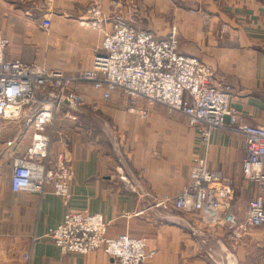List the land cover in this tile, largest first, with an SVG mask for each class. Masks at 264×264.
Segmentation results:
<instances>
[{
    "label": "crops",
    "instance_id": "crops-1",
    "mask_svg": "<svg viewBox=\"0 0 264 264\" xmlns=\"http://www.w3.org/2000/svg\"><path fill=\"white\" fill-rule=\"evenodd\" d=\"M91 1L0 0L5 57L67 73L88 68L102 38L98 29L81 23ZM134 2L136 26L159 37L176 27L179 51L211 67L216 85L230 93V106L248 122H263L264 0ZM46 12L52 14L47 32L40 27ZM77 90L85 98L78 121L67 117L71 107H59L51 142V154L63 150L74 169L71 209L102 214L110 236L145 237L153 250L146 264H264V225L244 222L257 187L242 174L240 134L217 128L204 145L183 115H169L158 104L132 101L118 90L103 99L102 91L87 83ZM9 131L12 135L0 140V264H108L102 249L62 253L55 246L48 231L62 222L66 209L49 188L42 195L12 191L11 160L25 152L32 129L25 118L0 117V133ZM195 156L232 180L229 203L216 213L207 207L187 213L155 206L153 197L181 190ZM117 167L139 180V191L125 188Z\"/></svg>",
    "mask_w": 264,
    "mask_h": 264
},
{
    "label": "built area",
    "instance_id": "built-area-1",
    "mask_svg": "<svg viewBox=\"0 0 264 264\" xmlns=\"http://www.w3.org/2000/svg\"><path fill=\"white\" fill-rule=\"evenodd\" d=\"M51 21L52 14L44 13L41 29L49 31ZM136 22L134 0H92L81 23L98 29L102 38L91 65L74 73L6 58L8 41L0 33V117H8L13 109L14 118H25L32 129L25 152L11 160V189L42 195L49 188L66 209L62 222L48 231L55 246L62 253L102 249L108 264H146L153 250L147 248L143 236L126 232L110 236V222L102 214L73 210L69 205L74 169L63 150L51 154L53 123L62 105L71 107L73 112L67 117L78 121L76 111L85 104L77 90L82 83L101 90L103 99L118 90L132 101L142 99L148 105L164 107L169 115H183L204 145L217 128L240 134L244 148L242 174L257 187L248 201L244 222L251 227L264 225V119L252 124L230 106V93L216 85L211 67L179 51L176 27L159 37L153 30L136 26ZM114 172L126 189L139 191L138 179L119 167ZM233 194L232 180L211 171L204 158L195 156L181 190L153 199L155 206L167 210L197 213L207 207L216 213ZM23 257L29 259L27 253Z\"/></svg>",
    "mask_w": 264,
    "mask_h": 264
},
{
    "label": "rangeland",
    "instance_id": "rangeland-1",
    "mask_svg": "<svg viewBox=\"0 0 264 264\" xmlns=\"http://www.w3.org/2000/svg\"><path fill=\"white\" fill-rule=\"evenodd\" d=\"M8 41V40H7ZM42 95H40V97H41ZM16 114V111L15 110H10L9 111V116L8 117H10V118H14V115ZM2 117H6V116H2ZM18 118V116L17 117H15L14 119H17ZM23 118V117H22ZM26 122V121H25ZM7 128V127H6ZM5 128V129H6ZM12 128V127H11ZM8 129V128H7ZM12 134H11V131H9V132H2V133H0V140H6L9 136H11ZM9 144H10V142H8ZM23 257V256H22ZM23 259H25L24 257H23ZM26 260V259H25Z\"/></svg>",
    "mask_w": 264,
    "mask_h": 264
}]
</instances>
